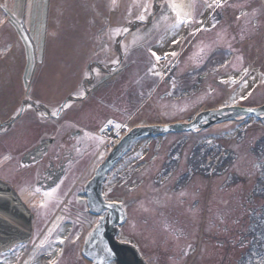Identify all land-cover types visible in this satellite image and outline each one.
<instances>
[{
    "label": "rangeland",
    "instance_id": "rangeland-1",
    "mask_svg": "<svg viewBox=\"0 0 264 264\" xmlns=\"http://www.w3.org/2000/svg\"><path fill=\"white\" fill-rule=\"evenodd\" d=\"M154 1L129 0L118 11L116 0H0V124L24 108L17 123L0 135V177L5 163L17 168L10 161V138L22 147L21 154L41 137L84 131L91 149L79 163L81 173L97 153V163L105 155L106 142L94 131L103 138L106 128L120 124L116 130L123 137L133 128L185 124L208 110L264 105V0H226L213 20L204 22L207 30L195 36L190 33L200 25L190 26L185 35L184 26L173 29L164 5L151 9L153 21L144 24L151 15L138 21L141 5L155 6ZM197 10L202 13L204 6ZM125 27L129 32L117 36L114 30ZM174 33L182 38L178 55L169 60L175 71L166 72V61L155 69L161 75L150 72L157 62L149 49ZM118 58L120 64L113 65ZM6 62L17 67L3 70ZM81 93L86 100L70 102L58 120L28 107L32 102L53 111ZM82 108H88L86 118L77 114ZM36 132L38 138L29 142ZM262 138L264 114L136 141L108 181L110 189L117 182L111 196L127 211L118 237L135 241L151 264H239L252 248V216L264 211V198L256 194L264 158L253 152ZM49 221L46 215L43 223ZM55 227L41 240L65 236L61 224ZM221 240L225 247L215 243ZM49 245L40 254L57 259L61 248ZM63 250L58 264H84L79 246ZM40 254L39 264H48Z\"/></svg>",
    "mask_w": 264,
    "mask_h": 264
},
{
    "label": "flooded vegetation",
    "instance_id": "flooded-vegetation-1",
    "mask_svg": "<svg viewBox=\"0 0 264 264\" xmlns=\"http://www.w3.org/2000/svg\"><path fill=\"white\" fill-rule=\"evenodd\" d=\"M83 88L86 93H88L86 90V82ZM85 100L86 97L82 99L79 97H69L57 107L60 111L59 115L56 117L45 115V113L52 112L50 108L29 102L36 111L54 121L61 119L66 103H77ZM21 108L24 109L23 105ZM82 109L77 113L81 117L78 116L77 118L87 117L88 108ZM22 112L23 110L15 119L13 118L6 123L0 124V135L5 132V129L12 128L15 123H17L22 116ZM104 134L103 138H101L97 136L95 131L93 133L95 138L97 137L99 140L106 142L105 153H103L105 154L104 157L97 163L96 161H98L101 155L97 153L88 167L83 169L81 173L78 171L79 163L84 157L83 154L87 149H91V146L88 145V136L84 131L77 130L75 132L65 133L63 136L61 135L60 138L54 137V135L41 137L21 154H19V152H21L20 150L22 147L14 146L15 138L8 139L9 143L7 145L8 148H10L9 153L12 156L10 161L14 162V166L16 165L17 168L19 167V171L17 172V168L5 163L3 167L4 172L2 171L4 177L1 176L0 181L10 186L28 207L32 213V229L27 242L18 243L10 250L0 254V264H39L37 260L39 254L42 252L43 248L50 247L49 244H52L51 247L53 248L79 246L84 264H98V258L90 252V249L88 251L90 258L87 256L86 248H92L102 244L91 243V235H89V233H93L102 226L106 229L118 216L120 218L121 215H119V212L124 211L125 215L123 220V216H121V224H116L117 233L115 239L118 243H121L118 234L121 225L127 220V211L122 200L111 196L113 188L117 186V182L112 183V188L110 189L108 187V181L117 163L133 152L135 147L133 145V147L107 173L105 182L103 183L102 195L104 201L107 204H111L112 207L104 209L103 203L97 201V194L91 189L88 190L89 182L94 177L98 167L113 150H110V147L107 145L108 140L104 137ZM30 138L29 142H33L38 138V133L36 132L30 135ZM30 144L32 143H29L27 146ZM18 154L19 157L17 158ZM13 156H16L17 159L13 160ZM37 189H39V191H37ZM45 193H51V195L46 196ZM46 215L50 216V221L45 225L43 222ZM65 220L67 222H64ZM58 224L64 227L63 232L65 233V236H60L59 238L67 237L63 245L58 243L59 238L56 239V241L55 239H51L52 241L41 240L40 236L42 237L45 230H48L51 226H58ZM97 224L99 226H97ZM42 226L44 228H42ZM222 227L223 230L227 229L226 225ZM77 236H79V239L75 240ZM71 240H75V243H70L69 241ZM123 240L127 242L122 244L133 246L145 263L151 264L149 257L145 256L143 251L138 248L135 241L129 239ZM215 243L220 245V247H225L226 245L225 240L216 241ZM211 250L209 251L211 252L209 255H213L215 252L213 247ZM40 255L44 258L43 261L47 263L52 259L50 253L46 252ZM108 264H117V262L112 261Z\"/></svg>",
    "mask_w": 264,
    "mask_h": 264
},
{
    "label": "water",
    "instance_id": "water-1",
    "mask_svg": "<svg viewBox=\"0 0 264 264\" xmlns=\"http://www.w3.org/2000/svg\"><path fill=\"white\" fill-rule=\"evenodd\" d=\"M251 109V111H249ZM230 112L229 114L225 113ZM225 114V115H223ZM264 114V105L260 107L246 108L239 105L222 107L217 110H208L198 114L192 121L182 124L175 123L169 126L152 125L138 127L124 135L115 148L109 153L104 162L98 167L94 177L90 180L88 190L97 194V201L103 203V208H111V204L104 201L102 191L103 183L110 169L133 147L134 143L143 138L162 136L169 132H185L208 126L212 123L228 121L238 116L256 117ZM206 122L207 124H203ZM123 216L124 211L119 212ZM121 216L113 220L106 229L100 227L91 233V243H101L92 248H86L98 258V264L116 261L117 264H146L138 251L131 245L118 243L115 239L117 233L116 224H121ZM32 213L17 193L6 183L0 181V254L10 250L18 243H25L31 235ZM112 250L111 255L106 251ZM90 258V257H89Z\"/></svg>",
    "mask_w": 264,
    "mask_h": 264
},
{
    "label": "snow or ice",
    "instance_id": "snow-or-ice-1",
    "mask_svg": "<svg viewBox=\"0 0 264 264\" xmlns=\"http://www.w3.org/2000/svg\"><path fill=\"white\" fill-rule=\"evenodd\" d=\"M225 3H226V0H212L211 3H207V8L208 9L220 8V7H223ZM164 6L169 8L171 10L172 14L174 15V18H175L174 23L171 25V27L173 29H179L181 26H192L195 24H199L200 27L195 28V30L190 33V35H193V36H195L196 32H199L202 30H207V28L204 24V18H201L199 20L196 19L194 12L192 11L193 5H184L182 3H178L177 0H164ZM153 7H154V5L150 2H146L143 5H141L142 10H141L140 14L136 17V19L140 22L145 21V19L148 15L153 14L151 11V9ZM129 15H131V12H129ZM237 19L239 20L240 17L238 16ZM129 23H131V21H129ZM215 26H216L215 24L212 25V27H215ZM114 31H115L117 36H121V35L128 33L129 29L126 27L125 28H116ZM180 40H181V38H176V39H173L170 43L173 46H175V45L180 43ZM149 52H150L151 56L157 62L156 64H154L152 66V68L149 69V71L153 72L156 75L162 74V73L155 72V69L159 66V62L162 59L167 61L170 57H175L178 55V53L176 51L168 52L165 54H159L157 51H155L153 49H149ZM112 63H113V65L118 66L120 64V59L118 58V59L112 61ZM226 64H227V62H225V64L221 65V66L224 67V66H226ZM99 74H100L99 70H97L96 75L99 76ZM247 74H248V69L245 68L244 69V75H247ZM231 83L236 84L237 78L232 77ZM245 86H246V84H245ZM85 95H86V93H81L79 98L82 99ZM69 106H70V102L66 103L64 105L65 108H67ZM28 107L30 108V107H32V105H28ZM22 110L23 109H21V111ZM59 111H60V109H56L50 113H45V115H50L51 117H56L59 115ZM249 111H251V109ZM17 116H19V112H17ZM14 119H15V117H14ZM108 124L112 125V121L109 120ZM114 127L119 129L121 127V125L115 124ZM37 191H39V189H37ZM45 195L50 196L51 193H45ZM41 206H43V205H41ZM97 226H99V225L97 224ZM89 235H91V233H89ZM66 239H67V237H61V238H59L58 243L63 245L65 243ZM78 239H79V236L75 237V240H78ZM75 240H71L69 242L75 243ZM125 242H127V241H124L123 239H121V243H125ZM41 246H43V245H41ZM63 251H64L63 248H61L59 250L57 259H50L48 261V264H58V258L60 255L63 254ZM106 251L108 252L109 255H111L112 250L110 248H107ZM101 264H104V262H101Z\"/></svg>",
    "mask_w": 264,
    "mask_h": 264
},
{
    "label": "crops",
    "instance_id": "crops-1",
    "mask_svg": "<svg viewBox=\"0 0 264 264\" xmlns=\"http://www.w3.org/2000/svg\"><path fill=\"white\" fill-rule=\"evenodd\" d=\"M117 3L115 4V7H117L118 11L121 9V8H124L126 6H128V1L129 0H116ZM131 3L135 0H130ZM157 1V0H156ZM154 1L155 2V6L154 7H160L162 9V5H164V1L162 3V0H159L160 3H158L159 1ZM178 2V1H177ZM207 3H210L209 0H187V5H193V8H192V11L194 12V15L196 18L198 19H201V18H204V22L207 23V21H211L213 20V12H215L216 8H213V9H208L207 8ZM200 4L202 6H204V10L202 13H200L197 9H198V6H200ZM165 9H168L169 12H171V10L169 8H167L165 6ZM116 10V12H112V14L114 15V18H113V21L117 18L118 16V11ZM200 13V14H199ZM154 14V13H153ZM173 17H172V16ZM170 16L172 17L171 18V21H172V24L174 23V15L172 14V12L170 13ZM152 17V20H149V21H144L145 23L144 24H148L149 22L153 21L154 20V16L151 15ZM145 26L147 25H143L142 27L144 28ZM190 28V26H184L183 27V33L184 35L188 32V29ZM176 38H179L178 34L177 33H174V34H171L167 37H164L163 39H161V44H160V47L158 48H153V50L157 51L159 54H165V53H168V52H172V51H176L177 53L180 51V43H181V40H180V43L173 46L170 42L173 40V39H176ZM182 39V38H181ZM171 59V57L167 60L168 63L166 65H168V67H166V72L169 71V73L172 71H175L177 65L175 63H172V66L171 64L169 65V60ZM160 65V64H159ZM162 66H165V65H160L159 67H162ZM169 73L167 75H169Z\"/></svg>",
    "mask_w": 264,
    "mask_h": 264
},
{
    "label": "trees",
    "instance_id": "trees-1",
    "mask_svg": "<svg viewBox=\"0 0 264 264\" xmlns=\"http://www.w3.org/2000/svg\"><path fill=\"white\" fill-rule=\"evenodd\" d=\"M253 152L260 158H264V138L256 144ZM262 171L263 177L259 178V185L256 187V194L257 196L264 198V164ZM252 220L253 225L248 233L252 241V248L241 258L239 264H264V211L260 217L253 214Z\"/></svg>",
    "mask_w": 264,
    "mask_h": 264
},
{
    "label": "built area",
    "instance_id": "built-area-1",
    "mask_svg": "<svg viewBox=\"0 0 264 264\" xmlns=\"http://www.w3.org/2000/svg\"><path fill=\"white\" fill-rule=\"evenodd\" d=\"M165 60H161L160 62H159V64L160 65H163V64H165ZM123 130V129H122ZM105 136L108 138V146L110 147V148H112V149H114L115 148V146L120 142V140H121V136H120V134H119V132H118V130H116V128L115 127H113V126H110V127H108V128H106V130H105Z\"/></svg>",
    "mask_w": 264,
    "mask_h": 264
},
{
    "label": "bare ground",
    "instance_id": "bare-ground-1",
    "mask_svg": "<svg viewBox=\"0 0 264 264\" xmlns=\"http://www.w3.org/2000/svg\"><path fill=\"white\" fill-rule=\"evenodd\" d=\"M15 66H16V64L6 62V63H4L3 70H5V68L15 69ZM6 79H8V78H6Z\"/></svg>",
    "mask_w": 264,
    "mask_h": 264
}]
</instances>
